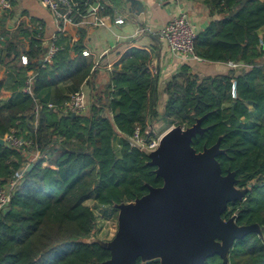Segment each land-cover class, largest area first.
Segmentation results:
<instances>
[{"label":"trees","instance_id":"trees-1","mask_svg":"<svg viewBox=\"0 0 264 264\" xmlns=\"http://www.w3.org/2000/svg\"><path fill=\"white\" fill-rule=\"evenodd\" d=\"M96 1L75 0L84 15ZM112 1L111 7L99 1L101 12L114 15L121 1ZM203 2L212 19L197 30L196 53L204 60L238 66L200 77L184 65L165 83L162 108L160 74L151 66L153 51L134 48L123 55L122 67L110 72L104 90L94 91L86 113H63L69 96L59 85L70 81L76 91L95 65L83 55L84 36L74 45L75 58L68 44L45 61L48 45L41 34L24 24L15 35L4 29L6 54L1 62L15 73L16 90L5 99L0 83V138L16 129L31 140L32 151L47 152L49 159L43 165V160L0 144V182L24 164L30 166L0 215V264H98L108 259L110 251L93 238L97 216L87 201L118 210L115 204L146 194L148 184H163L147 152L132 147L124 136L137 126L145 129L161 122L186 128L201 117L205 131L193 138V146L200 151L220 139L224 152L217 159L223 173L234 171L237 186H250L244 199L229 203L223 217L235 215L240 225L257 222L262 231L237 239L229 264H264V0ZM20 35L30 38L28 49L17 39ZM29 76L33 94L21 90ZM51 87L58 108L48 107L44 94ZM204 264L226 263L214 255Z\"/></svg>","mask_w":264,"mask_h":264},{"label":"water","instance_id":"water-1","mask_svg":"<svg viewBox=\"0 0 264 264\" xmlns=\"http://www.w3.org/2000/svg\"><path fill=\"white\" fill-rule=\"evenodd\" d=\"M131 1L138 4L143 19L141 3ZM202 119L186 128L174 125L159 147L147 152L163 184H148L146 194L115 204L118 229L110 240L95 239L110 251V257L98 264H204L214 255L229 264L237 239L262 234L257 222L240 225L235 215L223 217L229 203L244 199L250 186H237L234 171L223 173L217 159L224 152L220 139L200 151L193 146V138L205 131ZM0 144H5L3 138Z\"/></svg>","mask_w":264,"mask_h":264},{"label":"crops","instance_id":"crops-1","mask_svg":"<svg viewBox=\"0 0 264 264\" xmlns=\"http://www.w3.org/2000/svg\"><path fill=\"white\" fill-rule=\"evenodd\" d=\"M12 1L13 7L10 10H0V83L2 97L5 99L12 97L16 90V75L1 62V58L6 54L7 36L3 31L8 29L11 35H15L21 24L41 34L46 45L49 44L53 34H57V42L61 49L68 44L71 46L69 54L72 58L77 56L74 45L81 36H84V49L91 52V55L86 57L88 60L99 61L98 66L93 67L87 83L83 84L89 93L92 90L97 92L104 90L110 82V72L115 67H122V57L128 51L134 48L151 49L152 61L158 66L160 74V108L167 99V95L163 92L165 83L184 65L200 77L222 74L238 66L221 61H199L175 54L160 35L161 29L182 10L188 12L197 30L205 28L212 16L203 0H138L142 5L143 19L139 18L138 4H132L131 0H120L121 5L115 9L114 15L103 13L101 10L95 12L89 7L86 15L77 20L75 17V21L66 24L63 31H59L60 22L55 13L41 0ZM99 1H105L110 7L113 6L112 0ZM119 15H126L124 22L115 21ZM17 39L22 41L26 49L30 47L29 37L20 35ZM261 60L264 63V56ZM59 87L68 96L74 91V84L70 81L62 82ZM45 92L44 95L49 96L48 101L53 102L55 87L48 88Z\"/></svg>","mask_w":264,"mask_h":264},{"label":"built area","instance_id":"built-area-1","mask_svg":"<svg viewBox=\"0 0 264 264\" xmlns=\"http://www.w3.org/2000/svg\"><path fill=\"white\" fill-rule=\"evenodd\" d=\"M42 3L51 9L57 16L60 22L59 31L65 29V25L75 21V17H83L84 14L80 12V9L75 0H41ZM13 7L12 0H0V10L7 11ZM90 8L97 12L101 8L100 3L90 4ZM126 15H119L115 21L122 23L125 20ZM160 35L167 42L171 52L180 54L187 58L202 61L195 50V39L197 37V28L191 21V18L186 10H182L175 14L170 21L161 29ZM57 34H53L48 44V49L45 52L43 59L50 61L54 55L61 49L57 42ZM84 56H90L91 52L88 49L83 50ZM22 62L27 64L28 58L26 55H22ZM99 61L95 62V67L98 66ZM230 64L237 65L233 62ZM152 71L157 73L159 71L158 66L152 61ZM32 80L33 77L29 76L27 79V85L21 90L25 93L33 94L32 91ZM95 92L92 90L91 93L81 85L76 91L69 95V99L62 107V112L67 114L76 113V115L84 114L89 110V103ZM233 96L235 94V83L233 84ZM48 107L58 108L53 102H48ZM38 107L36 108V110ZM165 122L158 124H149L145 129L137 126L134 133L129 136H124L127 142L134 148L143 151L150 152L156 150L161 142L163 135L174 125L164 126ZM166 127V128H165ZM4 142L7 146L16 148L22 151L26 156H32V160H43V165L48 164L49 154L41 150L30 149L32 144L31 140L22 137L17 134V130L6 134L4 136ZM28 163L20 167L15 174L5 183L0 182V215L6 211L12 201V198L23 182L24 173L28 168Z\"/></svg>","mask_w":264,"mask_h":264},{"label":"rangeland","instance_id":"rangeland-1","mask_svg":"<svg viewBox=\"0 0 264 264\" xmlns=\"http://www.w3.org/2000/svg\"><path fill=\"white\" fill-rule=\"evenodd\" d=\"M168 125V123L164 124L166 127ZM87 204L93 207L97 216V228L93 238L100 240L112 239L118 229V210L111 206L100 205L93 200H88Z\"/></svg>","mask_w":264,"mask_h":264}]
</instances>
